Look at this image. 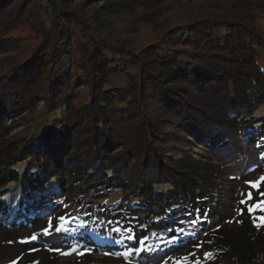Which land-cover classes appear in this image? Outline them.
<instances>
[{"label": "trees", "instance_id": "obj_1", "mask_svg": "<svg viewBox=\"0 0 264 264\" xmlns=\"http://www.w3.org/2000/svg\"><path fill=\"white\" fill-rule=\"evenodd\" d=\"M143 1L0 0V53L10 48L3 35L28 18L49 29L36 53L11 68H0V225L12 215L11 226L26 234L19 243L38 236L36 241L20 243L24 248L35 249L54 236L62 244L58 246L111 254L123 250L109 239L116 235L112 228L124 227L122 215L138 217L132 226L150 235L179 219L187 225L186 210L198 208L207 212L211 228L206 226L199 235L195 260L264 264V225L257 228L251 221L237 232L213 228L212 221L222 217L227 201L214 185L211 158L195 153L194 146L216 152L226 144L227 129L241 123L246 131L251 122L252 133L245 134L260 135L264 162V117L247 118L264 101V64L258 58L263 34L250 16L239 12L246 9L244 5H232L195 16L200 21L173 27L136 52L107 43L94 48L100 39L89 35L91 24L81 6L96 2L95 15L90 14L96 20L125 4L141 6ZM80 31L87 46L76 60L69 49ZM65 60L75 62L90 89V99L78 116L55 133L45 121L36 136L5 140L8 116L38 113L39 97L45 114L60 105ZM115 73H122L126 84L103 88ZM257 119L262 129L254 124ZM69 189L98 200L95 205L90 200L73 201V211L78 205L74 215L87 228L43 236L40 230L55 206L39 210L37 204ZM111 191L120 195L110 200ZM116 201L122 202L120 213L113 210ZM261 205L264 202L260 204L264 217ZM59 211L53 212L54 220L64 214ZM148 243L154 245L156 240ZM18 246L14 237L2 239L0 254H11ZM205 252L211 257L205 258Z\"/></svg>", "mask_w": 264, "mask_h": 264}, {"label": "rangeland", "instance_id": "obj_2", "mask_svg": "<svg viewBox=\"0 0 264 264\" xmlns=\"http://www.w3.org/2000/svg\"><path fill=\"white\" fill-rule=\"evenodd\" d=\"M232 5H244L246 9L239 12L242 15L251 17V22L259 27L264 38V0H145L141 6L135 4L128 7L129 4H125L117 11L113 10V13L96 18V20L94 16H90V14L95 15L93 10L97 7L96 2L89 6H81V8L85 16H88L87 22L91 24L92 31L89 35L100 39V44H93L94 48L109 44L111 47L116 45L117 47H124L128 51L136 52L142 47L157 42L164 32L166 33L167 30L173 27L189 25L193 20L200 21L195 16H205L204 14L207 12H216L215 10L222 9V7L228 8ZM205 20L207 19H202L203 22ZM48 31V28L40 27L38 22L36 23L30 18L12 26L3 35V38L7 37L8 39L3 41H9L8 47L10 48L8 51L0 53L1 70L6 69V67L11 68L36 53L35 50L39 48L45 39L44 33ZM82 33V31L78 32V39L73 37V45L69 49L76 60L82 57L83 47L87 46V39L81 36ZM4 42L2 43L4 44ZM107 55L109 54L107 53ZM258 58L264 64V47L258 48ZM69 63L67 64V61H64L66 72L63 76L64 84L60 89L58 98V104L60 103V105L54 111L45 114L42 111L44 100L39 97L35 105L36 111H39L38 113L32 114L25 111L16 117L8 116L4 123L9 126L8 133L3 137L5 140L15 137L36 136L44 128L45 121L47 126L52 125V132L55 133L57 128L70 124L78 116L80 108H83L84 104L90 99V89L83 82L84 80H81L82 72L76 69L75 62H73L74 65ZM128 70L131 71L132 68ZM79 73H81L80 76ZM126 80L122 73L112 74L103 88L124 86ZM260 115L264 117V101L247 118L255 119ZM254 124L257 128L262 126L260 119L254 121ZM248 125L250 126L246 127V131L242 128L241 123L227 129L225 131L226 144L216 152L202 150L204 148L198 144L194 145L195 153L196 151L198 153L203 152L211 158L215 176L214 185L227 201L223 206L224 211L222 213L224 214L222 217L215 218L212 221L213 228L220 226L237 232L245 229V225H248L254 218H261L260 204L264 202V182H260L259 186L255 188L251 187L249 182H257L261 180V177H264V162L260 147L263 140L260 139V135L247 137L245 132L252 133L250 132L252 131L250 128L252 123L248 122ZM239 152L241 154H237ZM67 182L64 189H67ZM111 192H108L110 200L120 195L118 192ZM249 192L252 193L251 201L241 205L240 200H247ZM44 193L48 194L49 190L44 191ZM84 194L78 189L63 190L61 194L54 197V200L47 199L39 202L37 208L44 210L47 206L53 205L55 206V212L60 210L59 212L64 214L73 213L74 215L78 211V205H76V211L72 210L74 199L77 198L84 202L90 200V205L98 203V200L91 197L84 198ZM60 201L64 202L63 206H59ZM249 207H253L254 211L249 213L247 211ZM240 210H243L244 215H239ZM10 217L12 215L1 221L0 241L14 237L19 246L11 254L4 255L1 253L0 264H12L13 260H16L18 264H128V261L116 256L115 252L106 254L105 252L79 250L83 251L84 254L63 255L62 252L70 251L71 248L58 246L62 244L58 243L54 236L47 241L40 242L35 249L21 247L18 238H25L23 235L26 234L21 230H15L11 226L12 219ZM152 233L153 231L150 232V236ZM56 248H60L61 252L55 251ZM193 249L196 248L189 247L177 252L174 258L180 260L184 256H189V260L193 262L197 256L189 255L194 251ZM132 260L133 264H139V260H134V258ZM169 264H171V261Z\"/></svg>", "mask_w": 264, "mask_h": 264}, {"label": "snow or ice", "instance_id": "obj_3", "mask_svg": "<svg viewBox=\"0 0 264 264\" xmlns=\"http://www.w3.org/2000/svg\"><path fill=\"white\" fill-rule=\"evenodd\" d=\"M260 182H264V177H261L260 181L249 182L251 187H258ZM252 199V193L247 194V200L241 199L240 204L245 205ZM51 203V202H50ZM117 207L113 209L117 213L121 211L122 202H115ZM64 202L60 201L59 206H63ZM140 207L139 205L137 206ZM264 208V205H261ZM55 211V207H52L48 210V220L47 224L40 230L43 236H49L54 233H71L75 230L86 229L87 224L80 219L78 215L72 214H61L55 218H52V214ZM249 213L254 211L253 207L247 209ZM87 215H91L87 213ZM186 219L187 225L185 224L184 219H179L174 223L173 226L165 228L163 232L154 231L152 235H148L142 228L137 230L136 227L132 226L133 219H138L134 216H121V219L125 220L126 223L123 228L120 226L114 227L111 229L116 235L110 237L112 244L116 246H122V251H116L114 254L118 257H122L128 264H133V257H136L139 260V264H192L189 260V256H184L180 260H176L175 254L179 251H183L189 247L197 248L199 247V235L204 233L207 228H211L209 217L207 212H201L198 208H193L191 210H186ZM239 215H244L243 210L239 211ZM257 219L260 222H257ZM231 222V221H229ZM253 223L257 228L264 225V217L254 218ZM75 226V227H73ZM190 226V227H189ZM38 236L33 234L29 239H22L20 243H29L31 241H36ZM150 239H155L156 243L149 244ZM53 250V249H49ZM57 252H61L60 248L54 249ZM77 253L83 255V251H79L76 247L71 248L70 251L62 252L63 255H71ZM190 256L195 257L197 254L195 251L189 254ZM211 253L205 252L204 257H211ZM12 264H18L16 260L12 261ZM194 264H201V260L197 258L194 261Z\"/></svg>", "mask_w": 264, "mask_h": 264}]
</instances>
